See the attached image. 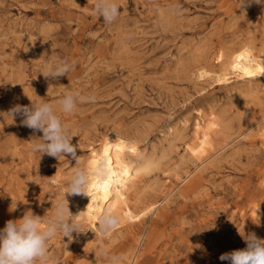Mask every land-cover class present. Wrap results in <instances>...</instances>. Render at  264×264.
<instances>
[{
    "label": "rangeland",
    "instance_id": "obj_1",
    "mask_svg": "<svg viewBox=\"0 0 264 264\" xmlns=\"http://www.w3.org/2000/svg\"><path fill=\"white\" fill-rule=\"evenodd\" d=\"M94 2L0 0V230L29 210L50 218L74 168L114 134L152 162L130 204L154 206L107 234L81 220L84 232L49 242V264H229L219 257L246 247L240 233L264 239V77L227 69L233 52L264 55V4L116 0L109 24ZM53 59L74 68L46 79ZM66 91L96 99L63 114ZM27 96L61 115L79 163L31 151L42 132L4 114ZM80 196L66 194L71 213Z\"/></svg>",
    "mask_w": 264,
    "mask_h": 264
},
{
    "label": "clouds",
    "instance_id": "obj_2",
    "mask_svg": "<svg viewBox=\"0 0 264 264\" xmlns=\"http://www.w3.org/2000/svg\"><path fill=\"white\" fill-rule=\"evenodd\" d=\"M257 4H264V0H254ZM245 3L242 0L240 7ZM120 12L116 0H95L92 14L102 17L106 23L114 22ZM75 62L69 63L62 59H53L51 63L39 73L46 79L56 80L67 76L68 72L74 68ZM29 98V96H27ZM30 99V98H29ZM95 96H82L79 92L66 91L60 99L56 101L59 112L72 114L78 102L87 100L95 102ZM30 106L15 105L8 112L4 113L12 118L22 116L21 124L34 131L42 132V137H33L30 140L31 151L33 153L47 154L48 156L60 159L71 155L76 163L79 157L76 155L78 145L72 144L74 136L70 135L69 129L63 122L61 115L57 114L53 105L48 102L30 99ZM38 139L39 142H35ZM41 158V157H40ZM102 169L97 167H76L68 181L64 191V200L58 201L55 210L50 218L42 219L32 211H27L19 220H9L5 227L0 230V264H49V242L57 235L72 238L73 232L79 231L81 213L73 215L69 210L68 196L85 195L88 196V186L90 177L98 174ZM55 183V182H54ZM16 206L12 208L15 210ZM119 222L118 215L110 208L98 214V227L102 234H107L113 230ZM241 237L246 243L243 249L233 250L222 254L219 259L228 261L229 264H264V239L257 237L254 232L243 233ZM102 256L107 254L100 250ZM109 264H115V257H109Z\"/></svg>",
    "mask_w": 264,
    "mask_h": 264
},
{
    "label": "bare ground",
    "instance_id": "obj_3",
    "mask_svg": "<svg viewBox=\"0 0 264 264\" xmlns=\"http://www.w3.org/2000/svg\"><path fill=\"white\" fill-rule=\"evenodd\" d=\"M227 69L232 70L240 78L264 77V55L255 56L248 48L233 52ZM227 78L225 73L219 75L218 80L226 81ZM100 142V146L93 149L88 156L86 167L91 169L100 167L102 170L90 177L89 197L81 194L80 198L83 197L84 201L72 210V214L76 215L84 211L79 219L96 226L98 214L110 208L118 215L119 223L125 224L124 229H127L132 225L130 222L140 221L154 206L150 203L145 207L136 208L134 204H130L132 202H130L132 196L130 192L138 188L136 187L138 178L146 173L152 162L147 158L133 160L132 157H128V141L121 136L108 134ZM130 146L134 148V144Z\"/></svg>",
    "mask_w": 264,
    "mask_h": 264
}]
</instances>
